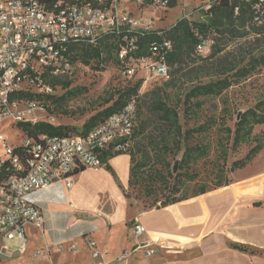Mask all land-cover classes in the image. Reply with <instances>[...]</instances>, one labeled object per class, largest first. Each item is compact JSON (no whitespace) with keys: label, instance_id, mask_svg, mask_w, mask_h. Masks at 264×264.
Wrapping results in <instances>:
<instances>
[{"label":"built area","instance_id":"built-area-1","mask_svg":"<svg viewBox=\"0 0 264 264\" xmlns=\"http://www.w3.org/2000/svg\"><path fill=\"white\" fill-rule=\"evenodd\" d=\"M75 1L58 0L47 7L39 0H0V124L7 120L13 127L22 122L44 120L35 116L36 112L45 113L43 105L21 97L57 94L60 88L52 86V80L72 76L69 45L94 44L106 32L156 31L151 22L132 15L120 7L121 4L133 3L154 11H166L178 0ZM254 8L259 12L257 6ZM253 21L261 24L260 14ZM136 36L130 39L125 36L119 46L118 59L126 64L123 75L131 78L136 69H141L148 75L165 78L169 69L167 56L173 50L171 42L153 43L148 56L136 59L133 57L138 49ZM197 48H204L202 42ZM137 107L136 99H131L120 112L99 123L85 136L30 138L20 130V141L10 143L6 135L0 134V252L11 249L24 254L26 229L32 226L42 230V206L37 199L40 191L54 186L71 189L75 173L80 169L101 167V153L107 149L127 154L137 125ZM47 122L54 124L53 119ZM144 232L142 225L134 226L137 236ZM87 247L96 264H107L93 240L87 241ZM142 247L147 257L159 250H168L164 244ZM42 256V252L34 254L36 259Z\"/></svg>","mask_w":264,"mask_h":264},{"label":"crops","instance_id":"crops-1","mask_svg":"<svg viewBox=\"0 0 264 264\" xmlns=\"http://www.w3.org/2000/svg\"><path fill=\"white\" fill-rule=\"evenodd\" d=\"M259 162H264V139L252 162L237 170L254 165V172L204 195L149 210L125 197L130 156L113 155L99 168L78 170L71 189L40 191L42 230L29 226L26 252L2 250L0 264H96L88 240L107 264H264V165L257 167ZM136 224L144 227L143 234L134 233ZM230 243L254 253H241ZM148 244H164L168 250L147 257L142 246ZM36 252L42 258L36 259Z\"/></svg>","mask_w":264,"mask_h":264},{"label":"trees","instance_id":"trees-1","mask_svg":"<svg viewBox=\"0 0 264 264\" xmlns=\"http://www.w3.org/2000/svg\"><path fill=\"white\" fill-rule=\"evenodd\" d=\"M39 1L50 7L58 0ZM64 1L76 2L75 0ZM261 4V0H219L209 8L207 23H196L182 18L174 26L159 31L143 32L142 34L106 32L102 33L94 44L78 42L69 45L68 52L73 65L77 62L89 66L93 62H98L102 67L108 64L112 54L116 53V64L123 72L126 64L118 59L119 46L123 43L125 36L130 39L138 35L136 36L138 49L133 54L134 58L148 56L149 48L153 43L166 40L171 42L173 48L167 56V66L173 67L197 49L203 41L202 35H206L211 30L221 34L231 33L237 25L253 21L259 15L254 7H259ZM173 7H175L174 2L170 5V8ZM258 65H264V56L260 57L258 61H253L252 65L237 70L234 76L238 79L246 78L255 71ZM141 84L142 80H138L131 87L119 92L116 98L110 97L107 107L89 117L80 130L71 125H54L47 121L22 122L13 127L20 129L30 138H36L39 135L49 137L85 136L99 123L120 112L131 99H136L138 103ZM51 85L65 90L70 86V81L69 79H54ZM231 85V81L228 79L197 85L187 94L186 99L190 101L199 97L220 96ZM76 91H66L60 96L57 94L48 96L25 94L21 98L41 103L48 112L51 111L50 105H61L74 96ZM197 106L200 107L199 104ZM138 111L137 109V125L127 151L131 163L128 189L137 193L144 200H153L152 204L147 207L149 210H158L230 185V175L245 168L263 147V135L254 134L256 126L264 125V99H261L254 107L237 114L233 131L225 128V137H220L217 141L218 157L212 168L214 178L212 180L216 179V183L212 187L201 186L188 195L185 193L188 185L199 179L198 175L189 174V171L196 167L201 160H208L212 151L211 145L194 143L190 137L193 134L201 136L207 133L216 125V121H208L191 130L184 131L179 112L160 100L151 105L149 115L146 117L141 119V114ZM209 122L213 123L208 124ZM248 143H251V146L246 154L233 161L227 169L226 163L229 154H237V151ZM16 150L22 153V150ZM180 153L178 172L174 173L170 157L175 158ZM119 154L121 153H113L111 148L103 151L101 153L102 164L106 163L107 158ZM105 167L111 171L108 165ZM125 197L129 200V193L126 192ZM228 247L241 253H254L244 245L230 243Z\"/></svg>","mask_w":264,"mask_h":264},{"label":"rangeland","instance_id":"rangeland-1","mask_svg":"<svg viewBox=\"0 0 264 264\" xmlns=\"http://www.w3.org/2000/svg\"><path fill=\"white\" fill-rule=\"evenodd\" d=\"M214 3V0H183L182 2L178 0L175 7L166 11H154L147 6L126 2L120 7L127 9L136 17L140 15L141 19L151 22L158 31L174 26L184 17L192 22L207 23L208 7ZM258 9L262 18L261 24L247 21L243 25H237L231 33L221 34L211 30L206 35H202L204 48L195 49L179 64L169 67L165 78L148 75L145 70L136 68L131 78L124 76L116 64V53L112 54L111 61L103 67L98 62H93L89 66L76 62L69 79L70 86L65 90L57 89L58 96L66 91L77 90L75 95L61 105H50L51 111L46 112L44 108L45 113L36 112L35 116L43 118V121L53 119L54 125H71L80 130L89 117L107 107L110 97L116 98L119 92L142 80L137 103L141 119L149 115L151 105L160 100L179 112L184 131L208 121H216V125L207 133L201 136L193 134L190 137L194 143L211 145L212 151L208 160H201L189 171V174L198 175L199 179L188 185L185 193L189 195L201 186L212 187L216 183V179L212 180L214 179L212 168L218 157L217 141L220 137H225V128L233 131L237 114L254 107L259 100L264 99V65H258L246 78L238 79L234 76L237 70L252 65L253 61H258L264 56V2ZM220 79H228L232 84L220 96L199 97L190 101L186 99L187 94L197 85ZM211 123L213 122L208 124ZM263 130L264 125H258L254 128V134L263 135ZM0 134L6 135L10 143H18L22 136L20 129L11 127L7 120L0 124ZM250 146L251 143H248L243 145L237 154H229L227 169L233 161L242 158ZM180 157L181 153L175 158L170 157L171 165H177L176 173ZM259 163L257 167L264 165V162ZM255 167L252 165L245 170L235 171L230 178L233 182L244 178L247 173L254 172ZM126 192L129 193V201L133 205L147 208L152 204L153 200H144L130 189ZM256 206H262V203Z\"/></svg>","mask_w":264,"mask_h":264},{"label":"water","instance_id":"water-1","mask_svg":"<svg viewBox=\"0 0 264 264\" xmlns=\"http://www.w3.org/2000/svg\"><path fill=\"white\" fill-rule=\"evenodd\" d=\"M176 171H177V165H174L173 172L176 173Z\"/></svg>","mask_w":264,"mask_h":264}]
</instances>
